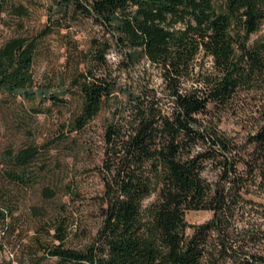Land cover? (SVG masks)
Returning a JSON list of instances; mask_svg holds the SVG:
<instances>
[{"label": "trees", "instance_id": "1", "mask_svg": "<svg viewBox=\"0 0 264 264\" xmlns=\"http://www.w3.org/2000/svg\"><path fill=\"white\" fill-rule=\"evenodd\" d=\"M47 11L38 35L0 44V92L69 103L36 84L39 39L91 25L87 51L70 44L76 64L63 93L80 105L54 143L77 142L109 111L95 166L103 183L93 204L98 225L78 235L62 201L52 216L32 208L46 235L15 244L11 199L46 181L50 168L41 161L53 142L5 149L0 256L8 245L22 252L0 264H264V202L255 199L264 192V36L253 40L264 26V0H52ZM6 13L18 22L30 15L23 3L0 0V23ZM244 101L254 112L239 139L219 122ZM209 168L218 171L214 181L203 175ZM71 192L70 184L47 181L41 195L47 202ZM200 210L213 215L186 221Z\"/></svg>", "mask_w": 264, "mask_h": 264}, {"label": "rangeland", "instance_id": "2", "mask_svg": "<svg viewBox=\"0 0 264 264\" xmlns=\"http://www.w3.org/2000/svg\"><path fill=\"white\" fill-rule=\"evenodd\" d=\"M29 8L30 15L18 22L14 15L4 14L5 23H0V44L18 35L36 36L47 21V6L52 0H17ZM21 23V24H18ZM94 30L91 25L74 26L71 31L62 30L39 39L40 49L33 67V73L37 86L49 88L52 92H60V96L68 100L65 105L56 106L49 100L37 98L35 101H26L21 98H12L8 94L0 92V153L5 149L18 150L35 141L38 144L52 143L50 155L44 156L41 162L48 165L49 174L42 184L18 190L11 199V209L14 211L15 226L18 228L16 237L12 238L15 244L30 243L32 237H45L46 227L42 225L32 208L47 210L48 216L58 213L57 205L68 202V209L74 214V227L79 226V234L95 231L97 227L94 198L103 189V183L99 178L96 167L102 158L103 129L109 111L105 109L93 120L90 128L78 138L72 140H60L55 144V137L60 134L61 125L69 119L71 114L80 105L77 96L63 91L70 88V76L74 71L76 60L73 56L75 45L79 50L87 51L90 46V37ZM264 36V26L254 35L253 40ZM71 42V43H70ZM75 43V44H73ZM120 55L115 52L110 54L111 61L117 63ZM82 67V66H80ZM148 64L143 61L138 70L143 71ZM155 85L161 82L158 76H154ZM245 102L236 110H228L222 116L219 127L227 134L242 139L249 130V122L253 117L254 104ZM247 104V105H246ZM75 137V136H73ZM217 169L209 168L203 175L210 181L217 179ZM50 184L67 183L71 185L72 196L60 195L56 200L47 201L41 195L45 182ZM258 201L264 202V192L255 196ZM213 213L206 210L189 211L186 221L190 224H200L212 217ZM11 216L7 221L10 222ZM45 227V228H44ZM2 226L0 225V237ZM20 231V232H19ZM54 230H51V234ZM50 240V236H48ZM72 242V241H71ZM20 248H12L8 245L1 254V260L14 261L21 254ZM13 264H16L15 262Z\"/></svg>", "mask_w": 264, "mask_h": 264}]
</instances>
